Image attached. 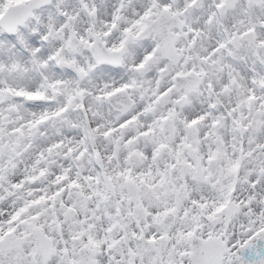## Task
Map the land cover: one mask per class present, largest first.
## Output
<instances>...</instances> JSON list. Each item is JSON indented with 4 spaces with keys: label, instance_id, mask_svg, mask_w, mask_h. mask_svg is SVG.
Here are the masks:
<instances>
[{
    "label": "snow or ice",
    "instance_id": "6c2138e0",
    "mask_svg": "<svg viewBox=\"0 0 264 264\" xmlns=\"http://www.w3.org/2000/svg\"><path fill=\"white\" fill-rule=\"evenodd\" d=\"M0 264H264V0H0Z\"/></svg>",
    "mask_w": 264,
    "mask_h": 264
}]
</instances>
